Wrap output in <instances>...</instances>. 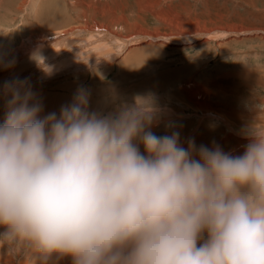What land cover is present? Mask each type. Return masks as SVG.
Here are the masks:
<instances>
[{
  "label": "clouds",
  "instance_id": "9594fccd",
  "mask_svg": "<svg viewBox=\"0 0 264 264\" xmlns=\"http://www.w3.org/2000/svg\"><path fill=\"white\" fill-rule=\"evenodd\" d=\"M3 91L0 239L73 264H264V128L236 155L156 135L146 96L104 113L81 88L42 116L24 82Z\"/></svg>",
  "mask_w": 264,
  "mask_h": 264
},
{
  "label": "rangeland",
  "instance_id": "374dc122",
  "mask_svg": "<svg viewBox=\"0 0 264 264\" xmlns=\"http://www.w3.org/2000/svg\"><path fill=\"white\" fill-rule=\"evenodd\" d=\"M73 28L72 38L61 35ZM183 28L199 32L176 35ZM207 28L219 30L200 32ZM41 29L47 35L43 41L36 34ZM142 30L160 35L132 34ZM32 43V52L80 45L73 58L79 53L80 58L102 59L47 82L34 76L29 82L15 79L14 72L29 69L22 63L31 62L25 59L30 55L19 52L17 57L15 51ZM8 79L23 80L37 101H45L42 107L48 103L53 111L45 105L48 111L43 109L42 116L59 113L81 88L91 93L90 110L104 113L146 96L156 106L151 129L156 135L178 131L185 146L191 139L197 147L215 143L240 155L248 129L264 128V0H0V85ZM3 84L0 121L10 99ZM184 87L196 89L195 95L189 96ZM57 93L63 100L59 106L47 101ZM202 102L211 105L210 111Z\"/></svg>",
  "mask_w": 264,
  "mask_h": 264
},
{
  "label": "bare ground",
  "instance_id": "6f19581e",
  "mask_svg": "<svg viewBox=\"0 0 264 264\" xmlns=\"http://www.w3.org/2000/svg\"><path fill=\"white\" fill-rule=\"evenodd\" d=\"M45 27H48V26H45ZM218 28H207L206 30L205 29H201L200 32L201 31H205V32H209V33L212 32V31L215 32L216 29L219 30ZM88 29L89 28H86V32L88 31L89 33H91L92 30H88ZM105 29H109V31L111 30V28H109V27H106ZM190 29H191V27H190ZM73 30H75V28L71 29L69 32L62 33L61 35L64 36V37H67V39L68 38H72L73 36L70 37L69 34H71L72 33L71 31H73ZM197 32H199V31H195L194 29H193V31L189 30L188 32H186L185 29H184V31L178 30L176 35H191V34L197 33ZM116 33H118V32H116ZM153 33H151L149 30H142V31H139L137 33H132V34H146V35H150L151 34L152 35ZM36 34L42 39V41L47 37V35L44 34V31L42 29L40 30V34H38V33H36ZM36 34H33L31 39ZM121 34H123V33H119V35H121ZM132 34H129L127 36H130ZM66 35H68V36H66ZM154 35H160V34L159 33L158 34H153V36ZM170 35H172V34H170ZM89 38H91V37L89 36ZM95 38H91V39H95ZM100 39L101 38L97 37L96 41H100ZM78 46L79 47H77L75 45V47H77V48L74 47L73 49L71 48V49L66 50V51L60 50L58 48L47 47V48L38 49V50L32 52L31 48L34 47L33 43H32L31 45H28L26 47L27 50H25V51H21L20 49H17L15 51V54H16L17 57H20L19 56V52H21L22 54H25V55L28 54L30 56L27 55L28 57H26L25 59H30L31 62L29 64L28 63H22V64H27L29 66L28 67L29 69H27V68L23 69L22 68V71L20 70V72H18L17 74H16V72H14L15 75H16L15 79H19V78L27 79V78H29L28 80H26V82L27 81L29 82V80L32 79L33 76H34V78H39L40 80L42 79V81L44 82L45 80L49 79L50 77H52V76H54V75H56L58 73H63L64 71L75 70L77 68L79 69L80 67H83V66H85V68H87L88 65H90L91 63L96 62L98 60V58L99 59L101 58V55H97V56L87 55V56H84V57L80 58L81 54L79 55V53H78V56L76 58H73V56L74 57L76 56L77 52L82 50V46H80V45H78ZM96 47H98V46H96ZM85 49L87 50V52L89 51L87 48H85ZM85 49L83 50V52H86ZM25 59H24V61H25ZM15 66L16 65H11V67L13 69H15ZM32 80L35 81L34 79H32ZM37 81L38 80H36V82ZM8 82H9V79H8ZM45 82H47V81H45ZM35 84H37V83H35ZM38 84H40V83H38ZM66 87H68V86H66ZM1 88H3V87H1ZM183 90L186 91L189 94V96H191V97L194 96L195 93H196V89H188V88L184 87ZM111 92H112V90H111ZM47 94L50 95V93H47ZM47 94H46V97H47ZM52 94H54V92ZM89 94H91V93H89ZM59 95H60L59 93H57V95H56L58 98L55 97V96H54L55 98H51L50 97L51 95H50L49 97H47V101L49 103L52 101L53 105L56 104V106L57 105L59 106V105L62 104V101H63L61 97L59 98ZM113 96H114V93H113ZM44 97L45 96H43V99L46 100V98H44ZM65 101H66V99H65ZM43 103H45V101ZM43 103H42V105H43ZM47 104H45V105L47 106ZM62 105H64V104H62ZM201 107H204V108L207 107V110L209 109V111H210L211 105L208 102H202L201 103ZM47 108H48V106H47ZM54 108H56V107L54 106ZM43 109H46V108H43ZM48 109H49V111L52 110V108L50 109V107ZM48 109H46V110L48 111ZM45 113H47V112H45ZM2 240L3 239H0V264H73L72 257H70V256L60 257V256H58L57 254H54V253L53 254L44 253V252L38 250L36 247H34L27 240L16 239V240H12V241L6 240V242H5V240H3L4 241L3 242Z\"/></svg>",
  "mask_w": 264,
  "mask_h": 264
}]
</instances>
